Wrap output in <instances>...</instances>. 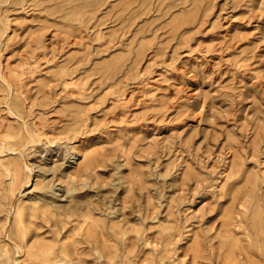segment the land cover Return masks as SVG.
Wrapping results in <instances>:
<instances>
[{
  "label": "rangeland",
  "instance_id": "374dc122",
  "mask_svg": "<svg viewBox=\"0 0 264 264\" xmlns=\"http://www.w3.org/2000/svg\"><path fill=\"white\" fill-rule=\"evenodd\" d=\"M0 72V264H264V0H0Z\"/></svg>",
  "mask_w": 264,
  "mask_h": 264
},
{
  "label": "bare ground",
  "instance_id": "6f19581e",
  "mask_svg": "<svg viewBox=\"0 0 264 264\" xmlns=\"http://www.w3.org/2000/svg\"><path fill=\"white\" fill-rule=\"evenodd\" d=\"M0 75H2V73L0 72ZM34 140V139H33ZM26 166H28V165H26ZM45 187V186H44ZM57 189V188H56ZM59 189V188H58ZM52 192H54V194H56V191H55V189L54 190H52ZM61 195V194H60Z\"/></svg>",
  "mask_w": 264,
  "mask_h": 264
}]
</instances>
